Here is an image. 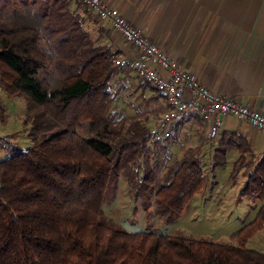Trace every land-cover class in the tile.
<instances>
[{
  "label": "trees",
  "instance_id": "16d2710c",
  "mask_svg": "<svg viewBox=\"0 0 264 264\" xmlns=\"http://www.w3.org/2000/svg\"><path fill=\"white\" fill-rule=\"evenodd\" d=\"M94 15L80 0H0V81L27 98L35 140L0 161V264H264V252L246 246L264 227V155L234 132L222 133L214 164L238 151L235 170L247 175L239 197L262 204L232 243L132 232L105 214L121 177L171 219L206 175L200 152L170 151L177 132L155 139L149 123L168 104L161 89L144 80L152 94L130 101L135 112L117 108L125 68Z\"/></svg>",
  "mask_w": 264,
  "mask_h": 264
},
{
  "label": "crops",
  "instance_id": "0c3cea01",
  "mask_svg": "<svg viewBox=\"0 0 264 264\" xmlns=\"http://www.w3.org/2000/svg\"><path fill=\"white\" fill-rule=\"evenodd\" d=\"M104 1L119 8L181 67L194 72L203 85L264 111V0ZM100 25L108 29L121 56L137 55V49L108 20H100ZM117 80L125 93L132 86L128 74H120ZM135 86L140 90L138 97L149 96L150 88ZM224 131L244 136L260 158L264 155V132L247 121L223 116L215 149ZM176 132L178 144L190 141L189 146L196 147L185 153L202 154L210 144L207 124L197 116L181 123Z\"/></svg>",
  "mask_w": 264,
  "mask_h": 264
},
{
  "label": "rangeland",
  "instance_id": "374dc122",
  "mask_svg": "<svg viewBox=\"0 0 264 264\" xmlns=\"http://www.w3.org/2000/svg\"><path fill=\"white\" fill-rule=\"evenodd\" d=\"M123 74H128L133 82L126 93L120 90L117 108L130 114L135 112L130 101L136 102L140 91L135 83L142 90L149 87L143 88L144 80L131 71L124 69L121 72ZM120 84L116 79L113 89H117ZM150 93L152 91L148 95ZM29 109V102L24 95L9 96L0 81V161L20 149L34 145V138L29 135ZM158 120H151L152 123L149 124L152 129ZM189 144L190 141L176 145L169 142L172 148L170 151L182 156L187 148L192 151L196 149ZM215 147L214 140L204 147L201 154L206 175L204 187L194 195L180 215L171 219L165 218L156 210L154 202L147 204L143 195H136L124 177L120 178L115 196L104 202L105 214L132 232L145 230L162 234L180 233L232 243V234L254 219L262 202L239 197V192L247 180L244 168L235 170L239 152H227L224 162L215 165L221 159L216 157ZM246 246L264 252V227L248 240Z\"/></svg>",
  "mask_w": 264,
  "mask_h": 264
},
{
  "label": "built area",
  "instance_id": "2783aa9c",
  "mask_svg": "<svg viewBox=\"0 0 264 264\" xmlns=\"http://www.w3.org/2000/svg\"><path fill=\"white\" fill-rule=\"evenodd\" d=\"M101 20H108L125 41L137 49V55H123L117 64L149 80L167 97V107L152 129L155 139L172 136L176 126L192 116H199L207 124V138L220 135L221 118L225 115L247 121L264 132V111L233 97L220 95L203 85L199 77L181 67L158 43L132 24L122 11L104 0H80Z\"/></svg>",
  "mask_w": 264,
  "mask_h": 264
}]
</instances>
